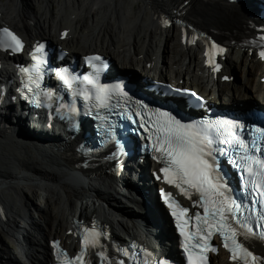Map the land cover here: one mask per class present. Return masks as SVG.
Listing matches in <instances>:
<instances>
[{
    "label": "bare ground",
    "instance_id": "bare-ground-1",
    "mask_svg": "<svg viewBox=\"0 0 264 264\" xmlns=\"http://www.w3.org/2000/svg\"><path fill=\"white\" fill-rule=\"evenodd\" d=\"M29 2L35 7L34 12L37 14L32 21L22 12L19 13L17 0H7L5 4L0 1V25L12 26L28 44L42 37L51 44L68 50V57L75 54L82 56L98 49L106 56L119 58L121 68L115 66V63L114 68L125 71L133 78L153 79L158 76L168 82L191 86L204 93L209 102L213 103L220 100L222 103L238 105L244 99H256V103L264 104V82L261 81L264 77V64L255 58L254 53L247 50L240 51L236 48L227 53L220 59L222 68L214 74L211 67L206 65L202 49L203 39L181 40L178 32L177 41L181 49H176V52L181 56L185 52L188 58L185 67L182 68L181 64L184 63L178 61L180 58L176 59V62L175 58L173 59L172 63L178 62L176 67L172 64L174 68L159 62L161 43L155 42V38L170 36L169 27H163L160 22L161 14L176 13V6L182 2V20L222 40L248 29L241 8L235 2L46 0L47 9L54 4L58 6L53 10L51 18L45 10L44 13L39 11L40 0ZM63 7L69 9L71 17L59 20ZM121 14L126 16L123 23L120 20ZM67 20L68 25L65 23ZM57 24L67 27L57 28V33ZM0 58L4 59L3 63L10 60L6 53L1 52ZM5 65L6 67L2 66L0 69V76L13 80L14 71L7 67L8 64ZM138 68L139 75L136 72ZM238 70L241 78L236 81L234 79ZM224 76H228L231 81L226 82ZM10 94L12 95V91ZM223 96L225 98H222ZM10 100L11 98H7L0 101V109L9 110L8 106L13 105ZM24 113L25 109L20 117L17 112H0V252L7 256L4 262V257H0V264H49L51 254L48 241L54 238L59 239L67 248H75L77 238L73 218L95 219L110 230L116 239L118 231L146 241L149 237L146 235L148 230L145 226L151 229L154 235L157 232L153 229H161L159 237L166 240L165 245H169L167 243L172 238L170 225L168 222H161L164 210L156 195L151 193L153 186L149 173L145 172L147 167L152 169L150 161L147 160L146 165L139 166L141 175L138 178L143 179V183L136 186L137 190L130 194L132 183L127 180V176L121 174L114 177L104 167L97 165L94 169L90 167L91 163H83L82 157L74 150L78 140L66 137L63 130L60 133L56 131L58 135H50L51 137H46L45 140L39 139L43 128H37L44 123L38 119L23 118ZM26 121H31V128L27 127ZM119 183L124 192L127 191L135 198L129 199L138 204L140 214L129 205L122 204V198L126 196L124 192L115 190ZM37 195L42 198L37 200ZM34 200L36 202H33ZM31 207L40 212L39 221L31 215ZM132 214H136L134 216L141 222L149 221L147 225L142 226L145 230L138 229L135 222L129 219ZM2 232L17 234V249L8 248ZM22 256L27 262L22 261ZM211 264L231 263L227 261V256L220 252L212 256Z\"/></svg>",
    "mask_w": 264,
    "mask_h": 264
},
{
    "label": "snow or ice",
    "instance_id": "snow-or-ice-1",
    "mask_svg": "<svg viewBox=\"0 0 264 264\" xmlns=\"http://www.w3.org/2000/svg\"><path fill=\"white\" fill-rule=\"evenodd\" d=\"M168 25V21H163ZM66 36L67 33H64ZM195 37H193V41ZM211 49L218 53H223L224 48H218L212 44ZM0 48L5 51L11 50L12 53L22 52L24 44L22 40L8 28L0 30ZM44 53V46L40 45L31 53L35 63L31 70L28 67H20L19 71L28 75V81L40 88L39 81L42 80L41 65L47 61L37 54ZM209 57V63H213L212 53L206 52ZM264 58V51L259 53ZM87 63L93 69V72L84 75L82 81L92 86L94 93L90 94L88 90H83L84 100H94V107L97 110H110L113 95L127 96L120 84L108 85L101 83V75L105 64L102 57L89 56L85 58ZM99 62V63H97ZM219 63L215 64V70L219 71ZM67 88L72 89V95H78L73 87L77 80L72 76L67 68L55 72ZM25 87H28L27 84ZM28 91L33 89L28 87ZM177 92L182 90L176 89ZM184 93L196 96L194 92L183 90ZM198 100L200 97H196ZM39 95L36 96V102L39 103ZM71 113H76L75 103L69 107ZM152 115L155 116L153 129L155 141L154 150L159 153L157 160L162 167L159 172L163 175L164 182L175 187L181 195L192 201L191 208L182 206L177 200L172 198L171 193L163 192L168 207L172 209L171 215L177 222V227L183 237V249L187 254L188 264H208V252H218V247L211 243L212 237L218 235L222 241L223 247L230 253L233 264L237 261L240 264H264V257L257 256L245 246L249 238H258L264 240V199L238 201L232 195L227 181L220 174L218 162L214 152L213 145L215 140L214 131L216 126L211 123L194 124L182 123L175 115L168 111L156 110ZM106 119V117H101ZM226 129V138L224 143L235 145L238 152L242 153L239 159V167L249 177H258L259 183L252 180L253 187L264 188V128H255L259 133L260 144L254 139L251 145L238 130L243 129V125H238L232 121H218ZM160 179V176H157ZM196 199H193V197ZM264 197V191L260 192ZM202 209L201 211H193ZM102 232L97 231L96 227L85 228L81 240V251L68 258V253L60 250V255L64 256L66 261L62 264H86L89 249L95 248L99 244V238ZM54 247L59 249V242H54ZM123 255L127 256L128 251L122 250ZM146 257L151 254L145 252ZM108 264H124L123 260L108 261ZM139 264H150L148 259L139 261Z\"/></svg>",
    "mask_w": 264,
    "mask_h": 264
},
{
    "label": "rangeland",
    "instance_id": "rangeland-1",
    "mask_svg": "<svg viewBox=\"0 0 264 264\" xmlns=\"http://www.w3.org/2000/svg\"><path fill=\"white\" fill-rule=\"evenodd\" d=\"M1 2H3L4 4H5V2H7V0H0ZM30 0H17V3L19 4V13H21L22 12V14L23 15H25L26 16V18H28V19H30L31 21L32 20H35V17L34 16H36L37 14L35 13L36 12V10H35V7L31 4V2H29ZM95 1H101V0H95ZM45 3H46V0H40V2H39V5L41 6V7H43L42 9H40L39 8V11L40 12H43L44 13V10H45V13H47V16L49 17V18H51L52 17V12H53V10L55 9V8H57L58 6H57V4L55 5H52V7L50 8H48L47 9V7H45V6H47V4L45 5ZM52 3V2H51ZM43 4V5H42ZM21 6V7H20ZM27 6V7H26ZM29 6V7H28ZM22 7H24V8H22ZM26 7V8H25ZM30 8V9H29ZM29 9V10H28ZM50 9V10H49ZM31 10V11H30ZM42 10V11H41ZM25 11V12H24ZM35 11V12H34ZM68 11V12H67ZM25 13V14H24ZM32 14V15H31ZM51 14V15H50ZM71 14H69V9H67L66 7H63L62 8V11H61V18L59 17L58 19L59 20H61V19H63V20H66V19H64V18H70L71 16H70ZM29 16H30V18H29ZM121 17V21H122V23L123 22H125V20H126V16H123V14H121L120 15ZM33 17V18H32ZM125 17V18H124ZM125 19V20H124ZM66 24L68 23V20L65 22ZM68 25V24H67ZM59 26V27H58ZM63 26H66V25H63V24H57V25H55V29H60L61 27H63ZM67 27V26H66ZM58 29H57V33H58ZM169 29V33H170V36L168 37V38H165V37H163V38H158V37H156L155 38V42H157V43H161L160 44V49H161V51H160V55H159V62H164V64L167 66V67H169L170 66V68H174L173 67V65L172 64H174L175 65V67H176V64H178V62L177 63H172V61H173V59L175 58V62H176V59H178V58H180L178 61H180L181 60V62L182 63H184V64H181L182 65V68H184L185 67V64L188 62V58L185 56V52H183V55L181 56L179 53H177L176 52V49H181V47L179 46V44H178V41H177V38H178V29H177V27H175V26H171V27H169L168 28ZM39 38H41V37H39ZM97 51H98V49H96ZM112 60H113V62L115 63V66H117V67H119V68H121V61H119L120 59L118 58L117 59V57H110ZM158 59V58H157ZM184 60V61H183ZM139 63V62H138ZM139 65V64H138ZM171 65H172V67H171ZM234 70H236V69H234ZM234 70H232V71H234ZM137 74L138 73H140L139 72V68L137 69ZM151 73H153V71L151 72ZM240 78H241V75H240V72H239V70H238V72L235 74V79L234 80H236V81H238V80H240ZM231 81V80H230ZM229 80L228 81H226V82H230ZM262 81V80H261ZM262 82H264V81H262ZM247 100V99H246ZM18 147H19V145H18ZM128 175V174H127ZM127 180H128V176H127ZM115 190L116 191H118V192H124V189H123V187H121L119 184L118 185H116L115 186ZM125 193V195H128L127 194V192L125 191L124 192ZM151 193H153L154 194V189H152L151 190ZM28 194V193H27ZM123 194V193H122ZM29 195V194H28ZM129 196V195H128ZM128 196H126L125 198L123 197L122 198V204H126V205H129L132 209L134 208H137V205L135 204V202L134 201H130V199H129V197ZM40 198H42V196L41 195H39V197H38V195H37V200L38 199H40ZM41 201H42V203H44V201H43V199H41ZM33 202H36L35 200L33 201ZM134 202V203H133ZM30 212H31V215L33 214V218L36 220V221H39V217H40V212H36L34 209H32V207L30 208ZM2 234H3V237L6 239V242H7V244H8V248L9 249H11V248H14V249H17L16 248V246L18 245V241L16 240V233L15 232H2ZM14 236V237H13ZM14 240V241H13ZM21 241V240H20ZM17 244V245H16ZM44 244H45V242H44ZM0 248H2V246H1V243H0ZM1 256H3L4 258H3V262L5 261V258L7 257L3 252L1 253L0 252V257ZM22 258H23V260L22 261H25V262H27L26 260H24L25 258L22 256ZM12 264V263H11Z\"/></svg>",
    "mask_w": 264,
    "mask_h": 264
}]
</instances>
